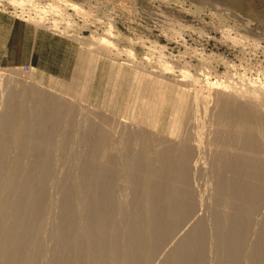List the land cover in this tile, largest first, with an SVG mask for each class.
<instances>
[{
  "label": "bare ground",
  "instance_id": "6f19581e",
  "mask_svg": "<svg viewBox=\"0 0 264 264\" xmlns=\"http://www.w3.org/2000/svg\"><path fill=\"white\" fill-rule=\"evenodd\" d=\"M8 1L31 6L38 30L80 10ZM85 46L70 79L0 67V264H264L263 82L168 75L165 62L125 90L117 75L106 110L82 112L68 103L87 94L80 70L118 54L105 36Z\"/></svg>",
  "mask_w": 264,
  "mask_h": 264
},
{
  "label": "rangeland",
  "instance_id": "374dc122",
  "mask_svg": "<svg viewBox=\"0 0 264 264\" xmlns=\"http://www.w3.org/2000/svg\"><path fill=\"white\" fill-rule=\"evenodd\" d=\"M38 1L42 6L51 2ZM67 1L80 10L63 9L65 18L62 19L52 11L47 12L48 17L58 18L60 26L58 31H50L38 30L26 19L34 12L28 4L15 6L8 0H0V67H20L23 75L43 82L51 77L70 79L78 70V59L84 58L86 64V58H90L85 45H96L98 37L111 38L119 58L118 54H113L112 58L100 55L97 70L91 69L89 77L85 73L86 65L80 70L78 89H87H84L87 92L84 98L69 92L68 103L73 105L75 100L74 104L81 107L82 112L88 104L106 110L104 94L111 90L117 75L122 76L121 84L128 80L126 88H121L125 90L134 80L136 69H162L169 63L171 71L165 69L168 75H179L184 69L192 74H210L212 78L229 76L239 80L246 77L264 84V0ZM84 21L88 24H83ZM159 52H164L165 57ZM131 58L134 59L130 64ZM114 110L117 116H123L121 107ZM116 128L118 132L121 130L118 124ZM108 140L111 144L115 142L114 138Z\"/></svg>",
  "mask_w": 264,
  "mask_h": 264
}]
</instances>
